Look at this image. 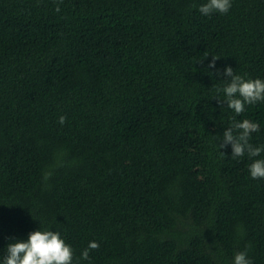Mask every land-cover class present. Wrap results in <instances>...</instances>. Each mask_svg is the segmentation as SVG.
I'll list each match as a JSON object with an SVG mask.
<instances>
[{
	"label": "trees",
	"instance_id": "obj_1",
	"mask_svg": "<svg viewBox=\"0 0 264 264\" xmlns=\"http://www.w3.org/2000/svg\"><path fill=\"white\" fill-rule=\"evenodd\" d=\"M206 2L0 0V264L38 230L73 264H233L246 247L264 264V179L219 148L233 118L264 145V102L236 115L216 92L227 66L264 80V0Z\"/></svg>",
	"mask_w": 264,
	"mask_h": 264
},
{
	"label": "clouds",
	"instance_id": "obj_2",
	"mask_svg": "<svg viewBox=\"0 0 264 264\" xmlns=\"http://www.w3.org/2000/svg\"><path fill=\"white\" fill-rule=\"evenodd\" d=\"M62 3L63 0H60ZM232 7V0H207L205 4L199 7V12L204 16H210L214 13L227 14ZM60 11V7H56ZM217 57L213 56L212 62L208 68H215ZM222 76L227 77L224 80L223 87H216L217 95L223 93L224 99H217L220 105L227 104V107L233 110L236 115L245 111L247 105H254L264 102V80L245 79L238 75L230 66L223 69ZM66 117L61 116L59 123L63 125ZM260 131V124L248 119L242 121L232 119V124L223 133L220 149L232 147V157L240 158L248 155L253 159L249 166V173L252 179H264V145L254 146L250 143L253 133ZM222 153V152H221ZM223 154V153H222ZM224 155V154H223ZM99 244L90 242L88 248L81 253L83 260H89L90 250H97ZM74 250L71 245L61 238L58 231L38 230L31 232L26 241L15 240L7 246L5 255L2 257V264H73ZM233 264H253L249 258L248 248L238 251L234 256Z\"/></svg>",
	"mask_w": 264,
	"mask_h": 264
}]
</instances>
